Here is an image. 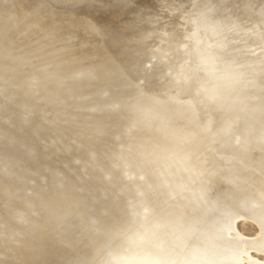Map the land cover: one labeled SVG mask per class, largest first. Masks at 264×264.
I'll return each mask as SVG.
<instances>
[{
	"label": "bare ground",
	"instance_id": "6f19581e",
	"mask_svg": "<svg viewBox=\"0 0 264 264\" xmlns=\"http://www.w3.org/2000/svg\"><path fill=\"white\" fill-rule=\"evenodd\" d=\"M161 9L177 13L164 15ZM186 22L190 26L188 30L183 29ZM115 35L119 36L116 38L117 44L123 47V50L119 48L120 54L127 51L128 46L133 47V67H137L140 57L149 55V48L143 44L149 41L161 44L163 53H169L165 56L170 58V69L177 58L175 52L182 54L183 71L180 76H176L181 82L169 80L159 88L158 96L166 94L172 103H187L193 99L192 90L197 92L198 86L201 89L203 87L205 90L200 98H203V110L214 114L208 122L216 123L218 127L213 134H202L190 126H178L167 116L164 106L160 108L150 104L157 101V95L147 96L134 92L132 97L136 98L132 100L131 108L136 113L131 118L137 126L140 124L143 128L134 138L136 167L154 179L159 171L164 170L172 183L166 189L168 194L158 208L144 195V206L132 207L133 218L141 220V223L145 218L149 223V234L154 236L151 240L154 249L143 255L144 259L150 264H264L263 259L259 261L251 255L254 251L264 256V0H178V3L174 0H0V72L21 75L28 71L44 75L49 70L47 64H52L57 75L76 72L100 78L109 73L118 74V65L113 64L112 67L107 63L112 56L119 54L115 52L113 45ZM25 38H29L28 43H24ZM43 49L40 56L47 55V61L39 64V50ZM155 56L154 52L152 57ZM125 62V58L120 60L118 67L122 68ZM203 78L207 79V86ZM106 87L114 90L113 86ZM145 97L149 101L144 102ZM144 108L160 116L164 128L162 133H151L147 115L143 116ZM4 113L1 109L0 117ZM107 116L100 119L98 116L94 117V122H103ZM1 128L7 130L4 126ZM5 134L8 135L3 136L13 142L19 138L10 133ZM14 146V143L6 147L0 144V161L4 158V166L7 161H13L12 156L20 155ZM203 157L209 163L208 168L201 161ZM179 165L182 169H178ZM1 168L4 167L0 165V174ZM184 172L187 174L185 177ZM205 174L213 177L212 185L210 181L204 184ZM3 175H0V207L5 211L3 216L2 211L0 215V264H31L33 260H29L31 257L28 254L32 249L30 241L35 239L34 244L41 241L39 222L47 214L35 216L34 221L29 218L32 222L24 226L20 220H15V214L19 213L20 217V211L35 212L36 207L39 210V204L47 205L48 211L65 209L62 207L69 205L66 202L69 200L62 199L67 194H42L43 191L35 192V187H30L35 189L33 191L28 190V186H10ZM210 187L216 190L215 197H210L207 193ZM4 189L5 192L9 190L11 196L3 194ZM19 192L16 197L14 194ZM29 195H35V198L24 200ZM225 196H229L231 200H225ZM80 198L84 199L82 195ZM240 220L256 224L260 234L255 238L242 236L236 226ZM140 228L137 226L135 229L139 231ZM50 235L49 238L43 235L47 239L42 237V244H46L44 240L48 241ZM53 235L55 234L52 237ZM136 238L142 239L137 234ZM36 239L40 241L36 242ZM51 240L47 243L50 244ZM62 240L60 238L58 241ZM141 241L134 244L131 239L130 243L139 246L138 249L141 250L143 247L138 244ZM71 242L73 241L69 243ZM67 243L65 240L66 247L64 251L60 249L61 254L65 251L71 254L72 249L67 250ZM73 244L70 245L73 247ZM102 244L105 247L108 245ZM30 245L31 249L28 248ZM49 246L46 244L43 247V257L45 248ZM108 247L111 248L109 245ZM124 249L127 247L123 246ZM8 251L13 253L7 254ZM99 251L95 252L99 254ZM89 252L91 251L85 252V256ZM52 253L53 251L50 254ZM76 253L72 258H78L77 250ZM34 255L33 257L36 256ZM122 255L123 253L120 256ZM80 256L79 254V258H82L83 255ZM93 256L87 257L91 261L96 260ZM35 258L32 259L37 262ZM119 260L114 261L119 263ZM120 264H128V261L125 258Z\"/></svg>",
	"mask_w": 264,
	"mask_h": 264
},
{
	"label": "rangeland",
	"instance_id": "374dc122",
	"mask_svg": "<svg viewBox=\"0 0 264 264\" xmlns=\"http://www.w3.org/2000/svg\"><path fill=\"white\" fill-rule=\"evenodd\" d=\"M174 1L178 3V0ZM184 7H186V5ZM161 10V13L164 15L177 13L169 9ZM184 25L183 29L188 30L190 28L187 22ZM117 36L118 35H115L112 40L117 50H115V52L119 54L112 56L111 60L107 63L112 67H114L113 64L119 66V61L125 58L126 62L122 64L123 67L119 68L117 66L119 71L118 74L109 73L106 74L105 77L100 78L98 76H88L89 74L85 75L76 72H64L63 74L57 75L53 70L52 64H47L49 70L44 75H36L28 71H26V73H21V75L0 72V110L3 109L5 112L4 116L2 115L0 117V132L3 131L1 132L3 135H8L5 133H10L11 135L13 134L19 137L13 142V140L0 134V142L5 147L14 143V147L20 153L19 156H12L13 161H7L6 166H4V162L6 161L1 156L3 161H0V165L4 168H1L0 175L4 174L3 179L6 180L10 186L22 185L24 188L28 186V190L35 187L36 191L35 189L32 190L38 193L43 191L42 194L55 193L56 195L61 194V196L67 194V196H65L66 199L64 197H62V199L65 201L69 200V202L66 201L69 205L66 204V207H62L65 209L56 208L55 210L48 211L47 205L39 204V210H37L36 207L35 212L31 211V213H25L24 211H20V217L26 215L27 219H25L26 216L25 218L24 216L20 218L18 215L19 213L15 214V216L12 214L16 217L15 220H20L23 226L28 222L31 223V218L34 221L35 216L47 214L44 218H41L39 222L40 235H42L41 237L39 236V238L41 241L36 239V242H40L34 244L35 239L29 240L30 243H32V249L31 245L28 248L31 249L30 252H34H28L29 257H31L29 260H33V262L30 261L31 264L34 262L36 264H43L45 261L46 264H53L51 260L53 259L52 261H54L55 258L54 264H80V262H82V264H87V262H89L88 264H93L94 262L92 261H95V264H100V261L102 262L101 264H108L109 262L110 264H120L125 258L128 264H150V262L148 263L147 260L144 259L143 255L153 251L154 248L151 240L154 236H150V228L147 227L149 223L145 221V218L143 220L144 224L140 222L141 220L133 218L134 209H132V207L135 206L136 208H140V206H144L146 197L155 208H158L159 203L168 194L166 189L172 183L171 180L167 179L168 174L164 173V170L159 171L158 176L154 179L152 176L140 171L136 167L133 155L134 138L143 128L139 123L137 126V123L131 118V115L136 113L132 112L131 108L133 105L132 100L136 98L132 97L135 93L139 92L147 96H152L153 94L157 95V101L150 104H154L160 108L164 106V110L167 111V116H170L171 121L178 126H190L193 130L202 134L204 132L213 134L217 131V124L213 122L210 124V122H208V119L213 113L205 112L202 107L203 98L202 100L200 98L205 90L203 87L201 89V87L198 86L197 92L192 90L191 93H194L193 99H191V102L187 103H172L166 94L160 95V97L158 96L159 88L166 82H169V80L181 82L176 79V76H180L183 71L181 69V66L184 64L182 54L175 52V57L178 59L173 58V65L170 69V58L165 56L169 55V53H163L160 48L161 44H156L155 41H149L143 43L149 48V55L140 57L136 63L137 67H133V60L131 58L135 55V53H133V47L131 48V46H128V48H126L127 51L120 54L119 48L123 50V47L117 44ZM28 42L29 38H25L24 43ZM41 46L42 45L39 44V48ZM179 49L182 50L181 47H179ZM176 50L178 51V47H176ZM41 51H44V49L39 50V64H45L47 55L40 56ZM154 52L156 56L152 57ZM150 61L153 62L150 63ZM200 73H202V71H200ZM203 79L207 86V79ZM108 85L113 86L114 90L107 88L106 86ZM117 92H120V94ZM146 101H149L147 97L144 98V102ZM143 111V116L147 115V119L151 124L149 129L151 133H155L156 135L162 133L164 128L161 124L160 116L157 113L150 112L148 108H144ZM10 112H13V114ZM107 114H109V116H107ZM97 116L99 119L105 116H107V118L104 119L103 122L96 123L94 122V117ZM3 117H5V119ZM3 126L6 127L7 130H2L1 127ZM24 136L27 137L25 138ZM15 158L18 159L16 160ZM201 161L207 168L209 167V163L205 161L204 157ZM16 165H18V167ZM180 166L181 165L178 166V169L181 168ZM16 170H18V172ZM23 170H25L24 173H22ZM4 171L8 172L4 173ZM9 175H12V177ZM22 175H24V177H22ZM183 176L185 177L187 174L184 172ZM203 179L204 184H206L209 181L211 183L213 177L209 174H205ZM172 182L174 183L173 180ZM24 183L25 185H23ZM212 183L210 185H212ZM211 187L207 189V193L210 197H215L217 194L215 192L216 190ZM54 189L56 190L54 191ZM6 191L7 192H5L4 189L3 194L6 193L7 196L10 193L8 192L9 190ZM59 191L60 193H57ZM19 194L20 192L14 195L17 197ZM81 195L86 201L80 198ZM143 195L145 197H143ZM61 196L58 197L60 198ZM31 197L35 198V195L26 196L24 200L27 201L28 199L30 201V199L32 200ZM68 197L70 199L73 198V201L77 199V209L75 201L72 202ZM223 198L225 200H231L229 196ZM13 199H15V197H13ZM78 200L81 201L80 206ZM70 201L74 203V205ZM47 202L48 201L44 203L47 204ZM71 204L72 206L70 207ZM0 209V215L2 211L1 216H3L5 209L4 211L3 208L0 207ZM22 218H24V220H22ZM137 222L140 224L138 225ZM137 226L141 227L139 231L135 229ZM236 226L238 232L244 237L255 238L260 234L258 226L248 220H240L237 222ZM55 232H58V235H56ZM100 233L102 234L100 235ZM52 234H55L53 235L54 237H52ZM136 234L141 236L142 239L136 238ZM43 235L46 237L50 235V239L45 241L44 239L47 238H44ZM42 237L47 246L50 245L49 248H45L46 252H44V257L43 247H46V244H42ZM95 237L97 238L95 239ZM60 238L63 240L58 241ZM130 238L133 239L134 244L136 241L142 240L140 243L138 242V244L143 248L139 250V246L136 247L133 243H130ZM64 239L66 243L68 242L67 245H69L67 247L70 250L68 248L67 250L71 251L72 249V252L74 251L73 253L71 252L70 255V252L66 251V255L65 252L64 254L60 253V249L64 251L66 247L64 246ZM49 240H51L50 244L47 243ZM70 241L73 242L69 243ZM57 242H61V247H59L60 245ZM1 243L0 239V245ZM102 243H105V245L108 244L111 248H109L108 245V248L105 247ZM115 243H118V245H115ZM70 244L75 246L72 247ZM96 245L100 247H96ZM35 246H37V249ZM116 246L120 248L118 249ZM123 246L127 247L128 250H123ZM50 247H52L53 250ZM81 248L83 250H80ZM85 249L87 251H84ZM76 250L78 251V258L79 254L85 256V252L90 250L91 252L85 256L87 261L86 258L83 259V256L79 259L72 258L75 257L74 254L77 255ZM94 250H100L99 254ZM52 251L53 253L50 254ZM121 252L123 253L122 256H120L122 254ZM11 253L13 252L10 251L9 253L8 251L7 254ZM93 253H95L94 256L92 255ZM30 254H32V256ZM257 254L252 251L251 255L253 258L263 261V254ZM33 255L36 258L33 257ZM60 255H62L63 258ZM131 255L132 258L130 257ZM51 256L53 257L51 258ZM87 256L89 258L93 256L96 260L99 259V262L92 258L91 261ZM48 257H50V259H48ZM32 258L37 259V262ZM102 258H105V260L102 261ZM64 259L69 262H66ZM116 259H120L119 263L118 261H114ZM157 260L156 262L158 263Z\"/></svg>",
	"mask_w": 264,
	"mask_h": 264
}]
</instances>
